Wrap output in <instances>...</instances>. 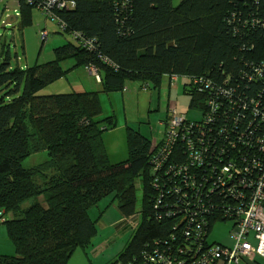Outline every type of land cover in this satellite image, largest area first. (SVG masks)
Masks as SVG:
<instances>
[{
  "label": "trees",
  "instance_id": "1",
  "mask_svg": "<svg viewBox=\"0 0 264 264\" xmlns=\"http://www.w3.org/2000/svg\"><path fill=\"white\" fill-rule=\"evenodd\" d=\"M16 5L22 29L36 6ZM52 12L54 19L41 13L71 36L53 48L52 60L13 67L8 44L0 47V223L14 246L13 254L0 253V264H66L96 235L88 211L106 197L131 233L104 264L140 261L155 242L187 248L197 241L202 249L215 222L232 228L237 219L227 209L245 201L264 166V0H73ZM78 66L95 72L98 90L38 94ZM163 75L187 79L189 106L199 111L193 146L176 139L166 168L154 171L164 136L152 146L126 127V159L110 162L102 132L116 122L112 114L100 117L99 92L122 91L127 80L158 86ZM195 150L202 159L192 165ZM41 151L44 160L23 165ZM227 163L247 166L239 187L215 176Z\"/></svg>",
  "mask_w": 264,
  "mask_h": 264
},
{
  "label": "rangeland",
  "instance_id": "2",
  "mask_svg": "<svg viewBox=\"0 0 264 264\" xmlns=\"http://www.w3.org/2000/svg\"><path fill=\"white\" fill-rule=\"evenodd\" d=\"M17 11L16 0H0V47L2 43L8 44L11 66L25 67L52 60L54 58L53 48L70 40V35L61 33L57 25L36 7L32 10L30 25L19 29L18 14L16 21L2 26V21L9 15L17 14ZM42 32H48V36L43 40H41ZM2 58L0 56V61ZM71 64V59L62 62L64 68ZM186 80L185 77L170 78L168 75H163L158 86L147 82L145 89H143V82L127 80L122 91H113L115 96H111L112 103L103 92H99L101 115H103L100 117L112 114L116 122L113 128L102 132V141L109 161L126 159V127L137 130L154 146L165 135L172 111L176 115L184 113L188 119L198 116V109L189 106L191 95L183 89ZM99 88L100 85L96 83L94 75L88 74L82 66H78L65 76L44 86L38 94L98 90ZM45 157L44 151L32 154L24 160L23 165L26 167L35 165ZM135 193L137 208H139L141 182L138 178L135 181ZM110 200V197L103 198L88 211L90 218L96 220L97 233L91 243L76 247L66 264H104L112 260L123 248L131 229L127 222L121 221V213L114 203H110ZM29 202H26L24 206ZM230 228L231 222L229 221L215 222L208 235L209 241L231 245ZM8 243L13 246L7 237L5 225L0 223L1 253ZM263 260H259V264H264Z\"/></svg>",
  "mask_w": 264,
  "mask_h": 264
},
{
  "label": "built area",
  "instance_id": "3",
  "mask_svg": "<svg viewBox=\"0 0 264 264\" xmlns=\"http://www.w3.org/2000/svg\"><path fill=\"white\" fill-rule=\"evenodd\" d=\"M28 3L34 4L36 9L48 14L54 19L53 10L62 9L73 4V0H25ZM69 4V5H68ZM47 33L42 32V37L45 39ZM258 111H255L254 115H257ZM167 124V131L164 135L163 142L155 150L151 167L154 171L162 170L167 165L166 161L173 153L174 144L176 139L183 138L185 140V147L189 149L192 147L191 137L196 133L197 126L194 125L192 119H188L184 113L176 115L173 111ZM188 120V121H187ZM264 121V119H263ZM194 127L191 133V128ZM264 151V149H263ZM188 158L193 159L190 164H194L196 161L202 159L201 152H191ZM244 158L247 162V166L252 157ZM188 164H184L185 166ZM183 164L179 165V171L186 169ZM247 166L243 169L239 168L235 163H227L222 167H219V172L215 175L218 179L225 177L227 180H234L231 184V188L236 185L239 187L244 183V178L241 177L242 173H248ZM178 171L177 167L170 165L168 171ZM251 187L245 201L241 205L228 208L227 210L236 220L234 226L230 229L229 235L232 240L231 245H225L220 243H214L209 241L208 236L205 238L204 248L200 249V243L195 242L198 248L194 251L193 247L184 248V246L171 247L165 242H155L152 245V251L143 252L142 259L135 261V259L114 261L112 264H254V257L260 256L264 259V166L261 168L260 173L255 180L250 182ZM194 185V183H191ZM242 197L241 194L238 195ZM184 221L182 219L180 222ZM188 224L192 225L195 230L198 229L199 223L195 219H189ZM192 231H185L186 237L189 239ZM184 235V236H185ZM209 235V234H208ZM197 237V236H196ZM175 237L172 235L171 239ZM199 243V244H198ZM187 245V244H186ZM170 248H173L171 251Z\"/></svg>",
  "mask_w": 264,
  "mask_h": 264
},
{
  "label": "crops",
  "instance_id": "4",
  "mask_svg": "<svg viewBox=\"0 0 264 264\" xmlns=\"http://www.w3.org/2000/svg\"><path fill=\"white\" fill-rule=\"evenodd\" d=\"M179 0H173V2H174V4L175 3H177ZM84 68V70L88 73V74H90V75H94L95 76V72H91L89 69H87V68H85V67H83ZM99 78H95V80H96V83L99 85V82L97 81ZM125 88V87H124ZM105 95V97L107 96V99L110 101V103H112V98H111V96H115V92H108V93H104ZM113 96V97H114ZM107 115H109V114H107ZM101 116H103V115H101ZM126 158V157H125ZM121 159H123V158H121ZM124 160V159H123ZM122 160V161H123ZM110 162H112V163H118V162H120V161H118V160H112V161H110ZM123 166H125V164H123V165H120V166H118V167H116V168H121V167H123ZM7 246V245H6ZM12 247V248H11ZM0 251H2V250H0ZM13 251V252H12ZM1 253V252H0ZM2 253H6V254H12V253H14V247L12 246V245H9V243H8V246L6 247V249L2 252ZM255 258V259H254ZM253 259H254V264H259L260 262H259V260H262L263 258L262 257H260V256H255ZM264 261V260H263Z\"/></svg>",
  "mask_w": 264,
  "mask_h": 264
},
{
  "label": "water",
  "instance_id": "5",
  "mask_svg": "<svg viewBox=\"0 0 264 264\" xmlns=\"http://www.w3.org/2000/svg\"><path fill=\"white\" fill-rule=\"evenodd\" d=\"M17 20V15H9L5 18L4 21H2V26H5V25H10L12 24L14 21Z\"/></svg>",
  "mask_w": 264,
  "mask_h": 264
}]
</instances>
